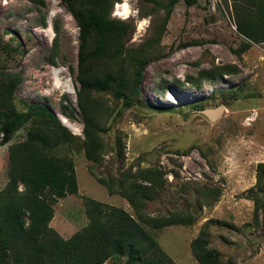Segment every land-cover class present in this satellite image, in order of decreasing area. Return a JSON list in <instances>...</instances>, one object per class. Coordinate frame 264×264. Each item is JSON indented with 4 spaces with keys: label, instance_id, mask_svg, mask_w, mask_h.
Wrapping results in <instances>:
<instances>
[{
    "label": "rangeland",
    "instance_id": "374dc122",
    "mask_svg": "<svg viewBox=\"0 0 264 264\" xmlns=\"http://www.w3.org/2000/svg\"><path fill=\"white\" fill-rule=\"evenodd\" d=\"M45 3L0 0L1 57L9 70L22 73L16 91L19 100L46 104L74 133L83 136L76 93L79 28L60 0ZM139 6V0H121L113 11L115 17L136 22L133 42L142 40L151 23L150 17H139ZM55 38L59 45L53 65L49 58ZM241 41L231 12L221 0H179L162 40L165 55L148 64L138 104L124 112L107 137L114 141L121 134L127 165H158L180 173L178 179L167 175L166 199L149 207L157 214L186 209L187 203H192L190 210L197 216L192 226H171L157 234L160 245L177 264H199L191 242L210 219L215 221L210 226L211 246L223 259L264 264V209L256 223V202L248 197L251 189L259 190L257 166L264 163V43L253 44L239 57L231 48ZM226 63L237 64L242 72L206 82L201 88L187 82L188 75L196 76L202 68ZM102 100L110 110L121 105L110 96ZM200 102L206 108L224 105L225 110L216 121L198 110L189 112L190 105ZM73 107L78 110L75 120L66 116ZM27 129L16 133L11 143L23 139ZM7 148L8 144L0 146V189L7 181ZM73 157L79 194L57 202L50 223L53 228L64 238L81 230L88 223L85 197L123 207L135 215L126 199L111 195L97 180L96 176L107 178L110 172H117V163H111L112 153L102 165L93 164L83 152ZM196 187H216L222 194L215 202L209 196L202 199L201 207ZM258 196L264 205V191Z\"/></svg>",
    "mask_w": 264,
    "mask_h": 264
},
{
    "label": "trees",
    "instance_id": "16d2710c",
    "mask_svg": "<svg viewBox=\"0 0 264 264\" xmlns=\"http://www.w3.org/2000/svg\"><path fill=\"white\" fill-rule=\"evenodd\" d=\"M32 1L46 5L45 0ZM60 1L79 28L76 93L83 136L74 133L46 104L18 99L16 91L22 83V73L9 70L0 53V146L8 144L7 181L0 189V264H177L162 248L157 234L171 226H192L197 220L190 210L192 203L188 202L186 209L157 214L149 207L166 199L167 175L171 173L178 179L180 173L158 165H127L126 143L121 134L114 141L107 137L124 112L138 104L148 64L165 55L162 40L179 0H139V17L151 18L148 32L139 42L132 41L136 22L113 16L121 0ZM221 2L229 8L242 38L238 47L231 48L237 56L241 57L253 44L264 43V0ZM54 25L59 32L57 20ZM58 45L55 38L49 58L53 65ZM3 49L8 52L7 45ZM241 72L235 63L213 65L200 69L196 76L188 75L187 82L201 88L206 82ZM229 91L237 96L235 91ZM107 96L121 103L118 110L104 105L102 99ZM205 108L203 102L194 103L189 112ZM77 114L73 107L66 116L75 120ZM26 126L25 137L11 143ZM81 152L97 165L104 164L112 153L111 163H117V172H110L107 178L96 176L97 180L111 195L126 199L135 215L123 207L85 197L88 223L64 238L50 223L57 202L79 194L73 154ZM257 187L258 191L251 189L248 195L256 202V223L264 209L258 196L264 191V163L257 166ZM196 191L201 207L202 199L209 196L215 202L222 194L216 187H196ZM212 222L215 221L208 220L191 242L195 259L199 264H238L234 259H223L220 251L211 246Z\"/></svg>",
    "mask_w": 264,
    "mask_h": 264
},
{
    "label": "water",
    "instance_id": "95a60500",
    "mask_svg": "<svg viewBox=\"0 0 264 264\" xmlns=\"http://www.w3.org/2000/svg\"><path fill=\"white\" fill-rule=\"evenodd\" d=\"M225 110L224 105H219L215 108H205L202 110H199V113L206 116L211 121H216L218 118H220Z\"/></svg>",
    "mask_w": 264,
    "mask_h": 264
}]
</instances>
